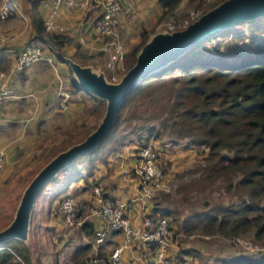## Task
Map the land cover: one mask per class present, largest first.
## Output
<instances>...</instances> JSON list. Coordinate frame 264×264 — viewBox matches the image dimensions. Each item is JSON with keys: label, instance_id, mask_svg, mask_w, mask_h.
<instances>
[{"label": "trees", "instance_id": "trees-1", "mask_svg": "<svg viewBox=\"0 0 264 264\" xmlns=\"http://www.w3.org/2000/svg\"><path fill=\"white\" fill-rule=\"evenodd\" d=\"M41 1L28 0L33 10ZM193 1L157 0L161 11L152 28L139 29L138 42L123 56L124 61L129 59L124 71L133 63L138 48L156 31L157 25L168 17L174 19L183 14ZM197 1L200 4V0ZM218 1L211 0L205 9ZM181 2L185 3L183 10L178 9ZM31 18L35 31L32 38L50 49L53 45L60 50L67 35L46 31L43 19L36 11L32 12ZM87 59L88 56L83 55L82 60ZM3 61L0 57L2 72L7 67ZM74 90L88 102L85 106L87 114L99 112L102 105L99 99L79 90L75 84L72 85ZM139 102L145 103V108L155 110L152 117L160 118L163 128L169 127L177 137L186 138V144L206 150L202 167L207 169L206 177L209 180L222 178L226 189H232L237 195V201L217 203L206 211L182 218L176 231L188 233L200 227L206 234L219 233L233 238L252 230L253 240L261 249L255 255L236 253L221 259L219 264H264V202H261L264 200V17L238 23L194 44L160 71L143 78L121 101L110 131L116 129L124 108L135 107ZM55 152L48 153L42 162ZM80 158L67 166L73 169V175L65 180L66 184L81 177L84 159ZM161 167L164 171V166ZM93 184L107 196L102 184L92 180L89 187ZM156 202L154 211L174 223L171 212ZM175 223L179 225L177 221ZM83 227L87 234H93L88 221L83 222ZM29 261V248L22 241L10 239L0 243V264H28Z\"/></svg>", "mask_w": 264, "mask_h": 264}, {"label": "crops", "instance_id": "crops-1", "mask_svg": "<svg viewBox=\"0 0 264 264\" xmlns=\"http://www.w3.org/2000/svg\"><path fill=\"white\" fill-rule=\"evenodd\" d=\"M78 1L80 4L75 8L68 9L60 6L56 11L54 17L56 28L60 27L61 31L59 32L65 33L68 37L62 48L58 50L80 64L93 63L104 69V62H98L104 59V54L98 48L103 39L98 37L92 30L93 21L100 11L99 1ZM121 1L123 10L118 17V33L124 56L138 42L139 29L141 27L146 30L150 29L161 8L157 0ZM16 3V10L11 16L4 19L0 18V37L4 39L1 45L0 57L4 58L3 63L7 64L6 70L0 71L3 73V76H0V85L6 87L10 92V95L0 103V151L3 158V165L0 170L3 172L5 170H16L24 162L25 155L26 157L32 155L35 144L43 139L44 135L41 134L44 133V129L40 128L45 118L51 117L54 122L59 117L62 123L59 122L58 125H64L61 130L67 133V131H70L68 128L75 127L78 117L82 115V102H78L79 98L76 97L77 94L82 95L78 90L72 91V85L75 83L70 75V68L55 55V52L53 53L55 59L52 60L51 64L39 62L24 69H15L14 57L16 52L35 35L31 14L36 11L43 19L49 8V0H42L34 10L28 0H16ZM181 6L178 9H181ZM53 31L57 32V29ZM83 55L88 56V59L82 60ZM123 64H125L124 57ZM105 72L108 75L106 70ZM60 90L68 92L65 107H61L62 109L59 108L60 94L58 93ZM79 120L82 121V118ZM57 123L58 121H56V124L53 123L54 127ZM52 126L50 125V127ZM135 150L136 148L129 151L127 147L123 146L122 152L119 149L116 150L112 159H100L99 167L97 166V170L100 168L98 174L94 173V170L90 169V171L88 169L83 182H78V178L68 184L65 183L56 190V193L62 189L68 191L72 184H75V188L81 186V190H88L86 197H73L80 210L90 197L89 183L92 180H97L103 185L107 196L126 206L130 222L134 225H140L141 212L138 204L131 201L137 194L138 178L131 172H124L125 169H131L130 167L134 164ZM25 161H27L26 158ZM97 170L96 172H98ZM59 173L54 177L55 179L58 178ZM79 184H84V186ZM49 208L48 205L46 210ZM33 209L34 205L31 214H33ZM58 218L59 227L62 226V232L58 240H54L56 242H51V244L57 248H62L65 245L66 238L68 240V238L74 237L76 239L75 243L70 246V250H72L70 260H74V264H87L88 261L86 260L96 254L99 249L104 250L103 248H110V245H117L121 239L119 234H113L98 249V246L94 243V234H87L85 227H83V222L88 221L94 231L99 226L97 219H80L75 224L66 225L60 216ZM30 222L28 242L31 234H33L32 237H35ZM41 222H38L40 227L42 226ZM168 252L172 254L171 247L168 248ZM150 253V250L145 246L137 242H131L121 249L120 264H149ZM187 255L181 256L183 262L186 260ZM81 256L83 258L79 260Z\"/></svg>", "mask_w": 264, "mask_h": 264}, {"label": "rangeland", "instance_id": "rangeland-1", "mask_svg": "<svg viewBox=\"0 0 264 264\" xmlns=\"http://www.w3.org/2000/svg\"><path fill=\"white\" fill-rule=\"evenodd\" d=\"M184 4L183 2L180 3L182 5L181 10L184 9ZM194 7L203 8L197 0H194L186 8ZM172 19L171 17L164 19L157 25L156 30L164 28L165 24ZM52 57L55 59L53 54ZM128 60L125 59L124 65H127ZM98 62L102 63L104 59ZM60 91L58 94H60ZM76 97L79 98L78 102H82V115L78 117L79 119L82 118V121L78 119L75 124L76 126L68 128L70 131L65 133L61 130L64 125H58L59 122L62 123L59 117L54 122L51 117L45 118L40 128L44 129V133L41 134L44 135L43 139L42 141L40 140L41 142L35 144L32 155L27 157L25 155L23 158L24 162L16 170H5V172L0 170V228L10 219L22 187L39 166L44 163L42 162L44 157L50 152H55V150L65 148L74 141L81 140L80 137L86 130L90 131L99 122L104 111V102L101 101L102 105L99 107V112L91 115L86 114L84 109L88 105V102L83 100V96L79 94ZM61 107L64 108L65 104L59 106L60 109H62ZM145 107V103L143 102L137 103V106L132 108L129 106L125 107L116 129L114 132L110 131L104 137L100 148L94 154L90 152L82 156V158L79 157L80 159H84L81 163L84 167L81 171L82 177L78 179V182L84 181V175H86L88 169L94 170V173H99L100 168L97 170V166L101 158L112 159L113 153L118 149L122 152L123 146L132 151L138 147L141 140H151L157 148L158 159H160L159 163L164 166L162 185L155 192L153 201H157L166 207L174 218V223L168 221L170 225L171 245L169 246L173 254H171V264H219L221 259L230 257L236 253L255 255L260 245L253 240L252 230H248L233 238L225 237L219 233L206 234L202 232L200 227L188 233L182 230L176 231L177 227H180V220L182 218L192 216L194 212L206 211L217 203L225 204L229 201H237V195L232 189H226V183L222 178L218 177L209 180L206 177L207 169H202L205 165L203 157L206 155V150H202L195 145L186 144V138L177 137L176 133L169 127L163 128L160 118L152 117V113L155 110L153 111L149 107ZM56 121L58 123L54 127ZM50 125L53 126L50 127ZM25 158L27 161H25ZM68 167L58 174V178H54L46 183L36 198L30 222L35 237H32L33 234H31L29 242L25 244L28 246L30 254L28 264H74V260H70L72 252L70 246L76 240L74 237L68 238V240L66 238L65 245L62 248H57L51 244V242H56L54 240H58L62 232V226L59 227V214L56 210L60 197L65 193L71 197H86L88 192V190H81V186L75 188V184H72L68 191L62 189L56 193V190L65 184V180L73 175L71 173L73 169H69ZM235 177L233 176V179ZM84 184L86 185V183ZM84 184L79 185L84 186ZM261 202H264V200L262 199ZM48 205L50 208L46 210ZM79 211H81L80 213L78 212L81 216L77 217L76 215L73 224L79 221L82 216L88 219L85 214L89 212V203H84ZM38 222L42 223L41 227L38 226ZM49 227L52 228L50 229ZM112 247L113 245H110V248ZM110 248H103V251L108 252ZM185 250L188 251V255L183 262L181 256L184 255ZM82 258L83 256L79 260ZM86 263L88 264V262Z\"/></svg>", "mask_w": 264, "mask_h": 264}, {"label": "built area", "instance_id": "built-area-1", "mask_svg": "<svg viewBox=\"0 0 264 264\" xmlns=\"http://www.w3.org/2000/svg\"><path fill=\"white\" fill-rule=\"evenodd\" d=\"M87 0H84V2ZM100 11L95 17L92 30L103 40L98 47L104 54V69L108 72L111 81L119 79L124 72L123 50L118 39L119 14L123 10L121 0H98ZM211 0H201L203 8L194 7L187 9L183 14L165 24V29L171 31L180 29L197 18ZM78 0H49V8L43 18V27L46 31H61L56 28L54 17L57 9L64 6L68 9L79 6ZM16 0H0V18H8L16 10ZM0 37V50L3 43ZM55 46L50 49L46 44L36 39H30L16 52L14 66L16 70L24 69L34 63H52V54ZM0 76L3 73L0 72ZM10 95L6 87L0 85V103ZM68 93L60 91L59 104L64 105ZM3 164L2 152L0 151V167ZM125 169V173H133L138 178V190L131 200L138 204L141 212L140 225L130 222L127 208L123 203L111 200L104 195V191L97 185L89 187L90 197L89 212L85 214L88 219H97L99 226L93 232L94 243L102 246L113 234L120 235V243L114 245L108 252L98 250L91 256L88 264H120V251L131 242H137L150 250L149 264H171L172 256L168 252L170 245V230L165 217L154 211L153 196L162 185L163 170L158 161V151L153 141L141 140L135 150V162ZM56 210L66 225H72L74 219L81 216L73 197L62 196L56 205ZM79 211V213H78ZM81 220H86L83 216ZM78 222V221H77Z\"/></svg>", "mask_w": 264, "mask_h": 264}, {"label": "water", "instance_id": "water-1", "mask_svg": "<svg viewBox=\"0 0 264 264\" xmlns=\"http://www.w3.org/2000/svg\"><path fill=\"white\" fill-rule=\"evenodd\" d=\"M260 17H264V0H219L183 28L168 31L164 27L152 33L138 48L133 63L115 81L101 66L80 64L55 47V55L69 66L76 87L104 102V111L84 138L56 151L30 176L10 219L0 228V243L10 239L28 243L31 210L42 188L64 167L97 148L114 126L121 101L143 78L160 71L194 44Z\"/></svg>", "mask_w": 264, "mask_h": 264}]
</instances>
